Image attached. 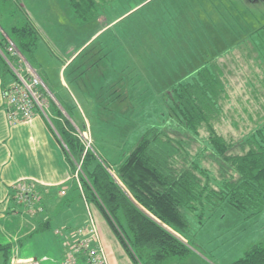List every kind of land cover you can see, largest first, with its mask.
<instances>
[{"label": "rangeland", "instance_id": "obj_1", "mask_svg": "<svg viewBox=\"0 0 264 264\" xmlns=\"http://www.w3.org/2000/svg\"><path fill=\"white\" fill-rule=\"evenodd\" d=\"M100 4L98 18L81 22L67 0H4L0 31L5 37L11 34L13 26L25 22L26 14L36 26L40 38L31 65L13 45L15 56L19 54L38 77L43 96L53 99L70 121L85 152L115 167L154 127L164 138L161 141L176 144V168L197 163L201 169L195 174L204 171L214 183L215 177H222L224 163L214 159L205 128L194 134L178 127L170 93L178 83L191 80L204 62L217 64L228 97L221 101L214 127L234 145L233 153L245 152L244 141L264 123V0H101ZM53 86L57 96L74 105L71 117L59 100L54 101ZM80 165L75 163L72 174L78 189ZM229 170L228 176L235 175ZM77 198L74 204L81 202ZM71 208L74 205L59 208L52 230L33 233L32 242L19 247L20 256L36 255L37 264H60L70 244L68 237L63 244L52 231L59 227L62 232L55 223L62 218H68L70 233L76 231L77 213ZM204 212L201 217L187 216L189 231L182 240L188 241L189 255L170 257L163 264H230L253 245L264 244V207L253 215L227 204L216 209L205 205ZM94 217L104 231L106 252L110 250L118 264H134L96 210Z\"/></svg>", "mask_w": 264, "mask_h": 264}, {"label": "trees", "instance_id": "obj_2", "mask_svg": "<svg viewBox=\"0 0 264 264\" xmlns=\"http://www.w3.org/2000/svg\"><path fill=\"white\" fill-rule=\"evenodd\" d=\"M67 2L79 21L98 18L101 0ZM24 18L25 22L13 26L6 37L0 31V68L14 77L9 64L16 66L20 59L8 50L9 43L14 44L31 65L40 38L27 14ZM192 76L191 80L173 87L171 107L178 127L183 125L194 134L201 128L208 132L207 143L216 156L214 159L224 163L222 177L213 179L217 186L204 171L195 174L201 169L197 163L193 162L190 168L185 165L176 168L173 163L178 152L176 144L167 139L161 141L164 138L154 127L149 128L130 147L125 159L113 167L92 152L84 151L72 124L58 108L56 118H50L71 174L75 163L81 164L79 195L100 213L134 264H163L170 257L189 255L188 241L182 240L189 231L187 216L201 217L205 205L216 209L227 204L251 215L264 207V123L244 141L245 152L233 153L234 145L214 127L221 101L228 97L226 84L222 83L223 72L217 64L204 62ZM67 107L64 109L71 117L73 107ZM227 169L235 175L230 173L229 177ZM200 173L205 177L201 178ZM28 195L22 194L21 198L17 193L20 201L26 200ZM27 201H31L30 198ZM4 250L5 247L0 248ZM230 264H264V244L253 245Z\"/></svg>", "mask_w": 264, "mask_h": 264}, {"label": "crops", "instance_id": "obj_3", "mask_svg": "<svg viewBox=\"0 0 264 264\" xmlns=\"http://www.w3.org/2000/svg\"><path fill=\"white\" fill-rule=\"evenodd\" d=\"M40 78L45 83L41 76ZM14 79L15 77L8 76V73H4L0 68V248H6L1 251L0 264H9L13 254L21 257L19 247L25 243L30 244L33 233L52 230V220L55 219V213H58L59 208L69 209L74 205L70 211L77 213L74 218L77 225L74 233H70L68 218L55 222L57 226L61 225L63 230L61 232L57 230L59 227H54L52 233H57L63 244L66 242V237L70 245L74 243L78 237L77 230L85 227L91 217L94 224H97L94 217L96 208L86 203L79 195L76 180L65 160L57 132L51 127L53 126L51 122L50 124L48 122L50 120L40 113L28 120H22L18 115L12 119L8 117L11 110L5 105L3 91L14 82ZM53 88H50V93L54 101L59 100L64 107L68 106L67 108L74 107L70 101H64L57 96L56 86ZM51 100L53 99L45 98L48 109L46 112L48 111L49 118L54 119L57 107ZM75 112L74 107L72 114ZM78 122H80L79 118ZM22 187L31 188L27 198L31 201L27 199L20 201L17 197L19 188ZM61 196L66 198L61 199ZM77 196L81 202L74 204L73 200L78 199ZM96 226L99 233L97 243L103 250L107 264H118L110 250L109 254L104 248L106 243H104L103 229L98 224ZM65 253L66 251L64 256L61 255L60 264ZM32 257L37 260L36 255Z\"/></svg>", "mask_w": 264, "mask_h": 264}, {"label": "built area", "instance_id": "obj_4", "mask_svg": "<svg viewBox=\"0 0 264 264\" xmlns=\"http://www.w3.org/2000/svg\"><path fill=\"white\" fill-rule=\"evenodd\" d=\"M11 42L8 50L17 55V51ZM20 59V55L18 54ZM22 57L16 66L10 65L16 76L10 86L5 87L3 97L5 105L11 110L9 118H15L16 115L22 120H28L36 114L46 115V104L43 92L40 89V80L31 74V68L27 67ZM48 120V116H45ZM19 197L27 195L30 189L26 187L19 188ZM24 192V193H23ZM97 228L92 221V217L85 227L77 230V239L69 245V251L66 252L62 264H107L105 255L101 246L97 243ZM9 264H37L36 258L17 257L12 255Z\"/></svg>", "mask_w": 264, "mask_h": 264}]
</instances>
